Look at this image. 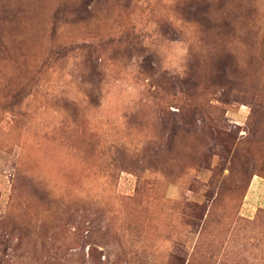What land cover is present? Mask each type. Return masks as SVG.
Segmentation results:
<instances>
[{"label": "rangeland", "instance_id": "1", "mask_svg": "<svg viewBox=\"0 0 264 264\" xmlns=\"http://www.w3.org/2000/svg\"><path fill=\"white\" fill-rule=\"evenodd\" d=\"M255 177L264 0H0V264H264Z\"/></svg>", "mask_w": 264, "mask_h": 264}, {"label": "crops", "instance_id": "2", "mask_svg": "<svg viewBox=\"0 0 264 264\" xmlns=\"http://www.w3.org/2000/svg\"><path fill=\"white\" fill-rule=\"evenodd\" d=\"M256 179L252 180V185L255 186V192L252 193L250 196H252V206L259 204L260 207L264 205H262L263 200H264V179H260V177H255ZM254 188V187H253ZM257 204H255V203Z\"/></svg>", "mask_w": 264, "mask_h": 264}]
</instances>
